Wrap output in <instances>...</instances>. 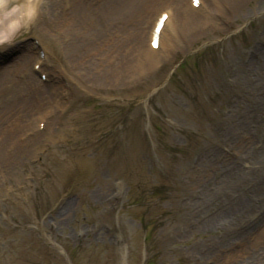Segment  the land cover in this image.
<instances>
[{
  "label": "rangeland",
  "instance_id": "374dc122",
  "mask_svg": "<svg viewBox=\"0 0 264 264\" xmlns=\"http://www.w3.org/2000/svg\"><path fill=\"white\" fill-rule=\"evenodd\" d=\"M19 40L0 264H264V0H43Z\"/></svg>",
  "mask_w": 264,
  "mask_h": 264
},
{
  "label": "clouds",
  "instance_id": "9594fccd",
  "mask_svg": "<svg viewBox=\"0 0 264 264\" xmlns=\"http://www.w3.org/2000/svg\"><path fill=\"white\" fill-rule=\"evenodd\" d=\"M43 0H0V52L20 43L19 34L38 21Z\"/></svg>",
  "mask_w": 264,
  "mask_h": 264
},
{
  "label": "snow or ice",
  "instance_id": "6c2138e0",
  "mask_svg": "<svg viewBox=\"0 0 264 264\" xmlns=\"http://www.w3.org/2000/svg\"><path fill=\"white\" fill-rule=\"evenodd\" d=\"M197 6L199 5V0H195ZM165 19H167V17H165Z\"/></svg>",
  "mask_w": 264,
  "mask_h": 264
},
{
  "label": "bare ground",
  "instance_id": "6f19581e",
  "mask_svg": "<svg viewBox=\"0 0 264 264\" xmlns=\"http://www.w3.org/2000/svg\"><path fill=\"white\" fill-rule=\"evenodd\" d=\"M170 22V21H169ZM172 23V22H171Z\"/></svg>",
  "mask_w": 264,
  "mask_h": 264
},
{
  "label": "trees",
  "instance_id": "16d2710c",
  "mask_svg": "<svg viewBox=\"0 0 264 264\" xmlns=\"http://www.w3.org/2000/svg\"><path fill=\"white\" fill-rule=\"evenodd\" d=\"M148 228V227H147ZM150 228V227H149Z\"/></svg>",
  "mask_w": 264,
  "mask_h": 264
}]
</instances>
